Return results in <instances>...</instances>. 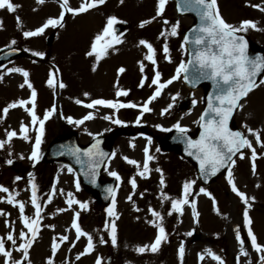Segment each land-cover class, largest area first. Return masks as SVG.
I'll return each mask as SVG.
<instances>
[{"label": "rangeland", "instance_id": "obj_1", "mask_svg": "<svg viewBox=\"0 0 264 264\" xmlns=\"http://www.w3.org/2000/svg\"><path fill=\"white\" fill-rule=\"evenodd\" d=\"M12 3L20 5L14 13H8L6 10H0V22H2V30H0V47L7 46L11 40L16 41V46H21L24 49L27 48V54L21 58L10 61L7 65L0 68V109L6 106L10 102H14L17 99H21L25 88L21 89L19 85L23 82V77L18 73H7V68L20 67L29 73V81L33 85L35 91L36 88L43 92H36L35 112L39 117L43 116V112L46 109H51L53 105L56 107L55 113L44 124V135L42 143L39 146L40 157L35 165L27 159L31 153V146L34 142V133L31 127L29 128L30 139L25 141L19 137V125L23 121L26 125L29 124L30 118L27 113L20 107L10 109L6 117L0 120V141L6 139L5 133L8 130L17 132V137L5 144L3 148H0V186H4L9 189L8 193H0V211L8 213L7 217L0 215V238L5 239V247L11 248L12 244L6 240V235L9 231L13 236L17 238L19 243V232L21 230L27 231L23 228V225L19 220V210L16 207L6 203L9 195H14L15 200H19L25 205V215L32 216L34 209L31 206L29 197L31 192L27 184V173L32 172L34 176V182L37 185V195L41 202L47 198V194L52 190V183L55 180V193L51 203L47 205L42 204L43 211L41 212L42 219L40 221V231L37 235V239L33 242L32 247L29 249V261L30 264H45L48 257L51 256V241L53 237L57 238L59 248L54 257H52L54 264H94V261L98 256L102 258V264H181L176 255V250L181 240L185 243V252L182 264H216L210 257L205 256L203 260L198 261L197 253H203V249H211L212 252L220 256L225 264H236V257L238 254H232L233 245H236L234 239V229L239 227L242 229L243 225V205L239 198L231 192L230 187L227 185L225 175L227 170L221 174L217 179L211 181L207 185H203L197 178L194 169L184 160H178L175 158L176 154L171 152H165L163 150L156 152L157 139H161L165 132L160 131L156 125H160L164 128H171V126L177 121L181 126L186 127L188 131H195L196 122L199 111L202 108V95L203 89H195L192 93V98L197 101L196 105L188 111L179 110L177 108V102L186 95L187 88L182 82V75L167 85L161 95L157 98L159 104H149L152 109L150 113H145L140 120V123L136 125L135 119L139 115L138 108H125L115 111L113 117V110L100 107L101 109H87L83 107V104L90 102L88 97H78L70 95V90L75 92L74 87L79 91L83 90V86L88 90H101L108 86V82L103 79L107 76H101L99 71L93 72L89 65V60L82 55V51L78 49L83 44L88 45L93 35L99 32L106 21V17L109 15H115L119 20L127 22V31L121 36V48L124 46V42L132 45V51H128V58L123 64L127 65L126 73L121 78V83L118 82L120 88L121 85L125 86L127 80L130 82L128 87V96L124 103L130 101H136L145 98L150 91L145 90L148 85L144 87H137L140 78V71L138 61H142L144 55V48L138 46L140 39H145L150 42L156 49V70L161 73V82L167 81L175 73V68L180 63L181 59L184 60L185 49L183 55L180 49L182 43V33L184 29L192 22V19L188 16L177 15L173 8L171 0H167L162 18H156L145 27H138L141 20L150 19L155 15V0H105L103 5H100L86 13H82L76 16L68 14L64 18V27H57L55 29L49 28L38 37L24 38L23 31L33 30L40 26L43 21L48 17H55L59 13V4L57 0L45 1L43 4H36L35 0H11ZM80 0H69L71 7H77ZM261 4L264 6V0H217L219 13L222 18L230 24L238 25L242 20H252L256 22L257 29H249L247 34L252 41L258 44H264V12H261L250 5ZM248 5V6H246ZM33 9H36L33 11ZM92 11V12H91ZM20 18L21 29L17 27L16 17ZM162 19H166L171 23L179 21L178 34L175 37H167V43L169 47V57L171 63L166 61L161 51L164 38L157 39L159 33L166 26L163 25ZM167 27H170L167 26ZM50 32H54L55 36L51 44H45V37ZM66 43L63 44L62 43ZM133 42V43H132ZM62 45L61 49L60 46ZM32 51H41L45 55L43 58L32 56ZM74 53V55H73ZM122 53V52H121ZM120 53V54H121ZM62 55V60L61 56ZM116 53L112 51L103 58L104 61L116 58ZM26 58V59H24ZM32 58V59H31ZM57 59L60 64H55V61L51 59ZM81 64L80 71L76 72V78L78 83L66 85L68 90L56 88H49L46 85L47 74L49 70L56 71L62 69L63 62L74 60L71 63L64 64V69L69 70L67 75H74V68L78 67L75 59ZM63 61V62H62ZM55 62V63H54ZM86 62V66L82 67V63ZM145 64V72L151 75L152 65L147 61H143ZM110 62L104 63L102 73L109 72L111 65ZM132 67V68H131ZM147 67V68H146ZM59 68V69H58ZM148 69V70H147ZM111 71V70H110ZM61 72V71H59ZM144 72V73H145ZM112 78L117 79L115 73L111 74ZM120 77V76H119ZM111 78V80H112ZM261 79H264V74ZM41 80V81H40ZM59 81V75L57 77ZM65 78H62V82ZM118 80V79H117ZM40 81V82H39ZM137 83L134 85V82ZM109 84H111L109 82ZM35 85V86H34ZM258 86L251 91L246 98H244L240 104L242 108L237 109L233 117V124L241 128L242 124L248 125L253 129H260L261 142L264 143V85L257 84ZM109 87V86H108ZM54 92L52 94V91ZM124 89V88H123ZM115 88L111 84L110 92L104 97L116 100L114 95ZM148 92V93H147ZM152 92V89H151ZM95 95V94H94ZM84 96V95H83ZM175 96V100L172 97ZM84 99L83 104H76V99ZM169 103L173 104V107L165 115L161 116V109L165 108ZM140 105V104H139ZM31 107V105H26ZM89 111L94 114V118L85 121L83 124L76 126L67 123L63 117L71 116L74 119H80L86 115ZM112 118H118L123 121L124 126H127L130 130L123 129L120 134L116 136L115 147L113 153L115 155L107 162L108 171H116L120 176L119 187L116 188L115 195V210L118 214V219L115 220L117 228V246L112 247L111 242L107 236V231L104 230L105 221L111 222L110 217L106 216L104 209L112 202L107 204L100 203L92 194L87 193L82 187L80 191L75 190L74 181L78 182L74 173H69L61 163H45L42 162L41 154L46 149L49 142L58 133L65 132L70 129L78 130L80 133V142L84 143L88 141L92 135L98 131H107L110 127L116 124L111 123L110 120H104V116ZM140 126H145L150 130L149 137L153 140L156 137V144L152 141L149 145V152L154 156V159L149 164L152 171L149 173L151 177L142 179L136 175V167L126 163L121 157H128L136 160L139 164L143 165V148L146 144L144 135L142 132L143 127L139 130H135ZM142 128V129H141ZM244 134L248 136V139L252 142L253 148L258 154V158L255 160V172L251 169V163L249 160L250 151L243 149L244 159H240L237 155L235 159V165L231 169L234 182L239 191L244 193L246 197H253L254 200L250 201L249 216L252 224L251 229L254 231V235L260 244H264V156H260V153H264V147H260L255 143L254 138L249 135L246 129H242ZM91 133V135H89ZM134 145L130 147L129 144ZM159 144V142H158ZM11 153V155H9ZM112 153V154H113ZM24 158L21 159L20 157ZM11 159L13 163L7 164L6 161ZM159 167L164 177L169 174L170 180H165V187L160 188L159 185V173L155 169ZM105 175L108 172L103 169ZM16 176H22L23 179L14 182ZM130 177H134L137 187L135 190L131 188L128 183ZM186 179L195 180L193 189L195 192L199 191L200 187L206 188V190L215 199L217 204V210L214 211L211 200L204 195L195 196L196 208L199 213L197 222H193L191 217V211L188 208L189 215L183 211V214L179 217L173 213L171 216L167 215L170 208L169 201L161 202V195L159 198L154 199L156 192L161 194H167L170 197L178 198L181 192V185ZM170 181V182H169ZM15 190L13 193L12 190ZM60 190L66 194L68 191H72L76 199L80 201L88 202V210H79L78 224L83 231L93 236V243L95 245L94 250L85 256L76 259L77 255L83 250L86 244V239L81 237L76 241L73 246L70 242L75 239V232L70 227L71 217L73 215L72 210L57 212V209L67 208L64 200L65 195H60ZM143 193V196H141ZM132 195V201L129 202L127 197ZM135 203L139 211H134L132 204ZM146 205H153L154 210L161 213L163 216V226L166 233L169 236L168 243H162L157 253L145 252L137 254L134 251L136 246H142L144 244H150L155 236V229L147 221L153 218L145 209ZM75 207V206H74ZM186 206H184V209ZM183 209V210H184ZM5 219L8 220L10 227H5ZM137 225H136V224ZM45 225H51L54 227H45ZM221 230H218V227ZM133 226L137 229V233L132 238ZM65 229H68L65 233ZM173 230V231H172ZM213 230L214 232H209ZM229 233L226 234V231ZM192 231L191 237L185 236L184 233ZM246 235V231L244 230ZM67 235L69 240L64 243H60L58 237L60 235ZM223 235L225 243V250L227 255L224 254L222 243L219 241V237ZM231 236V237H230ZM103 237L107 243L101 245L99 238ZM229 246L227 240H230ZM249 244V243H248ZM250 245V244H249ZM234 256V257H233ZM109 257L108 262L105 259ZM13 259H19L20 254L15 251L12 252ZM258 255L250 247V252L247 256H240L239 264H257ZM0 264H3V258L0 257Z\"/></svg>", "mask_w": 264, "mask_h": 264}, {"label": "snow or ice", "instance_id": "obj_2", "mask_svg": "<svg viewBox=\"0 0 264 264\" xmlns=\"http://www.w3.org/2000/svg\"><path fill=\"white\" fill-rule=\"evenodd\" d=\"M45 0H35L36 4H43ZM59 4V13L55 17L46 18L43 23L34 28L33 30L23 31L22 35L24 38L38 37L41 36L46 29L57 27H64V18L66 14H71L73 17L82 13H86L91 9L97 8L100 5L105 3V0H80L77 7H71L69 0H57ZM122 2V0H121ZM167 0H155V15L150 19L141 20L138 27L143 28L147 24L151 23L156 18H162L163 12ZM248 6V5H246ZM251 7L264 12V6L261 4L250 5ZM20 5L14 4L11 0H0V10H6L8 13H14L19 9ZM36 9H33L35 11ZM178 11H180V6L178 4ZM183 11L194 12L198 18L199 23L190 29L192 33L191 36L185 35L183 42L180 45V49L183 55V50L185 49V44L193 45L192 51L188 54V60L181 59L180 63L175 68V73L167 81L161 82V73L156 70V49L153 45L146 41L145 39H140L138 41V46H142L146 51L143 55L142 61H138L139 71H140V80L137 87H144L145 82L148 79L144 75L145 64L143 61L149 62L153 68V75L151 76V83L148 84L149 88L154 87V90L151 92V95L143 101L142 104L137 105L136 103L128 102L122 103L118 99H104L97 98L91 99L90 102L84 103L83 107L87 109H96L97 107H104L113 110V117L115 116V111L125 108H138L139 115L136 116L135 123L138 125L140 123L141 117L145 113H150L152 109L149 107V104L156 100L160 95L162 90L171 84L173 81L177 80L181 73H183V79L185 82L191 84L192 87H195L197 83L201 80H209L212 82L214 91L208 94L207 98V107L200 114L199 120L194 122L199 124V135L196 139L189 138L186 133L188 129L181 126L180 122L177 121L174 123L171 128H164L160 125H156L160 131L169 132L173 129L178 134L177 139L179 142L184 145V152L187 156L192 157L198 167L201 178L204 179L207 183L208 177L215 176L221 169H227V174L225 175V180L227 185L230 187L232 193H234L243 205V230L246 231V240L250 244V247L258 255L257 264H264V244H260L257 240V237L254 235L251 229V218L249 216V206L250 201H253V197H246L244 193L238 190L235 185L234 177L231 169L235 165L234 157L239 155L240 159H244L243 149L250 151L249 160L251 163V169L253 173L255 172V160L258 158L256 150L252 146V142L248 139V136L240 130H233L229 127V120L233 116V112L236 109L243 107L239 103L242 99L246 98L248 94L253 91L258 85L256 83V78L258 74L261 73V70L264 69V58L257 55L254 58L250 57L247 52V41L244 35H239V33H244L249 29H257L256 22L252 20H242L238 25H233L227 23L219 13L217 0H183ZM120 23H126L125 21L119 20L115 15H109L106 17V21L103 25V28L97 32L91 39L89 50L86 51L85 55L87 57H93L94 62L91 65V70L96 71L97 63L106 57L109 53V50L114 49L115 45L121 44V36L123 33L117 34L115 32V25ZM163 25L166 27L162 29L159 33L157 39L164 38V43L162 44L161 51L163 57L166 61L171 63L169 57V47L167 43V37H175L178 34L179 21L171 23L166 19H162ZM17 27H21L20 18L16 17ZM170 27H167L169 26ZM0 30H2V22H0ZM16 44L15 40H11L6 46L12 51H16L15 48H12ZM2 51V50H0ZM25 52L29 49L25 48ZM32 56H37L43 58L45 53L41 51H32ZM125 69L120 67L117 69L116 75L119 77ZM7 73H18L23 77V82L19 85L21 89L27 86V89L30 92V95L27 99H17L14 102L8 103L2 109H0V120L4 119L10 109L20 107L27 113L30 118L29 124L26 125L23 121L19 125V137L25 141L30 139L29 128L31 127L32 132L34 133V142L31 146V153L27 157L29 161L35 164L39 157V146L42 143V138L44 135V124L50 119V117L55 113L56 107L53 105L51 109H46L43 112V116L39 117L35 112V101L37 93L33 88V85L29 81V73L20 67H10L7 68ZM59 71L55 72L49 70L47 74L46 85L49 88H56L57 86L60 89L66 87L63 82H59L57 77ZM260 85H264V79L259 81ZM113 87L116 89L115 96L126 97L128 96V90L122 89L117 84H114ZM86 98L88 93L83 94ZM175 100V96L172 97ZM75 103L80 105L82 101L79 99L75 100ZM197 103L195 99L192 100V105L194 106ZM26 105H31L27 107ZM173 107L172 103H169L165 108L161 109L160 115L163 116L165 113ZM66 119L67 123L70 125L79 126L85 121L93 119V113L89 111L80 119H74L71 116L63 117ZM104 120H110L111 123L116 125H122L124 122L118 118H112L109 116H104ZM242 129H246L247 133L251 135L255 143L264 147V143L261 142L260 129H253L248 127L246 124L241 125ZM91 135V133H89ZM6 139L0 141V148H3L5 144H8L12 138L17 137V132L8 130L5 133ZM146 144L143 148V165L139 164L136 160L130 159L128 157H121L129 165L136 167V175L142 179H147L149 173L152 171L149 167L150 161L154 159V156L149 152V145H151V137L145 136ZM94 143L89 147L80 149L76 147H70L67 149V154L72 156L76 164H79L82 169V174L86 177L91 178V183L95 185L96 183V173L97 169L100 167L101 163L104 162L105 158L112 159L115 155L113 153L109 156L107 153H104L99 148V141L95 140L93 137ZM130 147H134L131 143ZM157 152L160 151L159 148L156 149ZM59 155H64V152H59ZM11 155V153H9ZM260 156H264V153H260ZM21 159L24 157L21 156ZM7 164L11 165L13 161L8 159ZM64 168L67 169L69 173L73 172L72 167L64 165ZM104 170L108 172V175L114 177L116 180V187H119L120 176L116 171H108L107 164L104 165ZM159 173V185L163 189L165 187V178L162 170L157 167L155 169ZM27 184L31 192L29 197L32 208L34 209L32 216L25 215V205L19 200H15L14 195H9L7 197L6 203L12 205L13 207L18 208L19 210V220L23 225V228L27 231L21 230L19 232V243H17V238H15L11 231L6 235V240L10 241L12 244L11 248L5 247V239L0 238V257L3 258V264H30L29 261V249L32 247L33 242L37 239V235L40 231V221L42 219L41 212L43 211L42 204L47 205L51 203L53 195L56 191L54 180L52 183V190L47 194V198L41 202L40 198L37 195V185L34 182V176L32 172L27 173ZM22 177L16 176L15 181L21 180ZM128 183L131 185L133 190L136 189L137 184L134 177H130ZM195 180L186 179L181 185V192L178 198H173L167 194H161V202L169 201L170 208L168 209L167 215L171 216L173 213L177 214L179 217L183 214L184 206H187L191 211V217L193 222H197L199 213L196 208V199L197 195H204L208 197L212 202L213 210H217V204L215 199L204 187H200L198 192H195L193 185ZM75 190L80 191V184L74 181ZM15 193V190H12ZM107 192L105 199H111V203L104 209L107 217L112 218L111 222L105 221L104 230L107 231V236L111 242L113 248L117 246V228L115 220L118 219V214L115 210V189L112 186H108L104 189ZM9 189L0 186V193H8ZM60 195H65L64 200L67 208L57 209V212H64L68 210L73 211L71 217L70 227L75 232V239L70 243L74 246L76 241L80 240L81 237L86 239V244L83 247V250L77 255L76 259L90 254L94 250L93 236L85 231L78 224L79 210L87 211L88 202L80 201L76 199L72 191H68L66 194L63 190H60ZM143 196V193H141ZM2 199V198H0ZM128 201H132V195L130 194L127 197ZM75 206V207H74ZM134 211H139L136 204H132ZM148 213L153 218L150 221H147L155 229L154 239L150 244H144L142 246H136L134 251L137 254H142L147 252L157 253L161 247L162 243H168V234L165 231L163 226V216L160 212L155 211L151 206L147 209ZM0 215L7 217L8 213L0 211ZM5 227H10L9 222L5 219ZM45 227H54L51 225H45ZM68 229H65L67 233ZM185 236L191 237L193 235L192 231L184 233ZM60 243L67 242L69 237L65 235H60L58 237ZM234 239L236 244L239 246V252L236 257V264H239L240 256H247L248 253L245 250V240L242 239L241 229L237 227L234 229ZM103 237L99 238V243L101 245L107 243ZM59 244L57 243V238L53 237L51 241V256L48 257L45 261V264H54L52 257L55 256ZM20 254L19 259L12 258V252ZM185 252V243L183 240L179 242V245L176 250V255L178 260L183 262ZM205 256L210 257L216 264H225L224 260L214 254L211 249H203V253H197L198 261L203 260ZM67 264V261H65ZM94 264H102V258L97 255Z\"/></svg>", "mask_w": 264, "mask_h": 264}, {"label": "water", "instance_id": "obj_3", "mask_svg": "<svg viewBox=\"0 0 264 264\" xmlns=\"http://www.w3.org/2000/svg\"><path fill=\"white\" fill-rule=\"evenodd\" d=\"M180 1L183 2V0H180ZM191 35H192V33L190 32L189 33V36H191ZM12 52L13 51L11 49H6V50H3L0 55H9ZM73 146L76 147V148H78V146L76 144L75 136L73 134L72 135H66V136L60 137L51 146V148L49 150L50 152H49V154H47L45 156V158L46 159L57 158V159L64 160L70 166L74 167L76 169V171L78 172V174L82 177L81 166L79 164H76L74 158L72 156H70V155L67 154V149L70 148V147H73ZM59 152H64L65 154L64 155H59L58 154ZM81 179L84 180V177L81 178Z\"/></svg>", "mask_w": 264, "mask_h": 264}, {"label": "bare ground", "instance_id": "obj_4", "mask_svg": "<svg viewBox=\"0 0 264 264\" xmlns=\"http://www.w3.org/2000/svg\"><path fill=\"white\" fill-rule=\"evenodd\" d=\"M67 16V14L65 15V17ZM27 88V87H26ZM29 95H30V92H29V90L28 91H26V89L24 90V92H23V95H22V98L21 99H27L28 97H29ZM241 226H242V224H241ZM218 230H221V227H220V225H219V227H218ZM209 231V230H208ZM211 231H213V230H210L209 232H211ZM137 233V229L133 226V228H132V238H133V236H135L134 234H136ZM226 234H228L229 235V233L226 231ZM241 234H242V236L244 237V239H246V235H245V233H244V230H243V226H242V229H241ZM231 237V236H230ZM134 239V238H133ZM221 241H223V237H222V239H220ZM231 241V238H230V240H227V242H228V244H229V242ZM239 251V250H238ZM250 252V251H249ZM249 252H248V254H249ZM232 254H234V251L232 252Z\"/></svg>", "mask_w": 264, "mask_h": 264}]
</instances>
